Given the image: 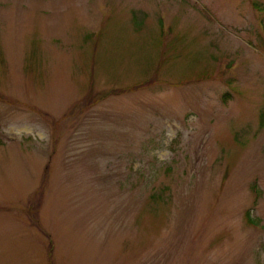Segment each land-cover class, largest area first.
<instances>
[{
  "label": "rangeland",
  "instance_id": "374dc122",
  "mask_svg": "<svg viewBox=\"0 0 264 264\" xmlns=\"http://www.w3.org/2000/svg\"><path fill=\"white\" fill-rule=\"evenodd\" d=\"M0 264H264V0H0Z\"/></svg>",
  "mask_w": 264,
  "mask_h": 264
},
{
  "label": "trees",
  "instance_id": "16d2710c",
  "mask_svg": "<svg viewBox=\"0 0 264 264\" xmlns=\"http://www.w3.org/2000/svg\"><path fill=\"white\" fill-rule=\"evenodd\" d=\"M254 187V186H253ZM252 187V188H253ZM253 191H254V194L256 195V197L258 198L259 197V195H260V192H259V190H257V189H255V188H253ZM153 199H155V200H158V199H160V196L158 195V196H153L152 197ZM246 221H247V224L248 225H250V226H257V222H256V220H254L251 216H250V214H249V212H247L246 213Z\"/></svg>",
  "mask_w": 264,
  "mask_h": 264
}]
</instances>
